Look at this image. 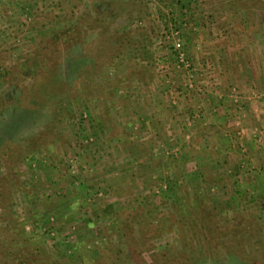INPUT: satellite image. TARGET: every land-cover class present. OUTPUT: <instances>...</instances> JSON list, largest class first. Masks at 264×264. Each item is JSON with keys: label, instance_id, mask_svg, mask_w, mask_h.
<instances>
[{"label": "rangeland", "instance_id": "374dc122", "mask_svg": "<svg viewBox=\"0 0 264 264\" xmlns=\"http://www.w3.org/2000/svg\"><path fill=\"white\" fill-rule=\"evenodd\" d=\"M109 4L106 27L88 31ZM217 47L226 59L192 58ZM46 49L68 89L45 97L48 130L30 167L13 170L33 196L12 190L0 207V253L14 239L56 264H211L240 219L252 264H264V0H0L3 79L30 74ZM85 211L90 226L75 220Z\"/></svg>", "mask_w": 264, "mask_h": 264}, {"label": "trees", "instance_id": "16d2710c", "mask_svg": "<svg viewBox=\"0 0 264 264\" xmlns=\"http://www.w3.org/2000/svg\"><path fill=\"white\" fill-rule=\"evenodd\" d=\"M111 6L109 4L105 10L94 8L93 17L88 16L83 26L88 31H91L93 28H105L107 21L113 16L112 12L114 9ZM84 32L87 35V31ZM59 35L65 38L67 34L62 32ZM59 35H53L50 39H47L53 45L52 48L57 46ZM77 35V33H74L73 39L66 41L70 44L76 43L78 41ZM55 51L57 50L52 52L46 49L43 55H37V57L33 58L27 67L31 73H24V70H22L18 74L17 79H15L16 82L12 79L8 81L3 79L4 76L9 77V73L0 74V84H2V88L0 89V207L11 199L12 190H15L27 199L33 196L31 183L28 180L21 183L18 177L15 178V175L17 176L16 172L20 164H24L27 168L30 167V157L35 155L33 151L39 147L40 143L38 142L43 136L42 133L44 134L45 130H48L45 124V104H43L45 97L49 95L50 91L60 92L64 91L66 87L68 89V83L65 82L66 76L62 77L61 74V64L58 66V59L54 58V54H58ZM13 83H15L14 86ZM17 84L20 86H16ZM15 87L18 89H15ZM14 169L17 170L13 171ZM74 188L76 189V187ZM75 202L79 203V200L72 199L68 203L71 211L75 206ZM194 208L195 211L202 212L201 205L194 206ZM81 218L86 220L88 226L92 225V221L95 220L86 211L75 217V220H80ZM239 220L237 222L236 220H229L227 222V224H232L231 239L234 244L222 255V261L211 262V264L256 263L253 257L247 254L245 240L241 236L242 233L247 231L249 225L241 220V223L244 224H238ZM109 226L116 228L114 224L112 226L108 224ZM255 232L258 234L254 229L251 234L252 237L255 236ZM13 240L7 248L8 251H5L6 254L0 253V261H3L2 259L7 257V262L3 261L1 264L57 263L48 262L42 257L40 251L32 245L25 246L19 241L18 243H14ZM126 243V241H121L116 244L115 248L119 245V248L122 250L123 245H127Z\"/></svg>", "mask_w": 264, "mask_h": 264}, {"label": "crops", "instance_id": "0c3cea01", "mask_svg": "<svg viewBox=\"0 0 264 264\" xmlns=\"http://www.w3.org/2000/svg\"><path fill=\"white\" fill-rule=\"evenodd\" d=\"M220 48L221 47H217L216 49L215 48H213L212 50H210L209 52H207V53H204L205 51H203V53H201V52H199V53H196L195 51L194 52H192L191 54H192V58L193 59H195V57L197 56V54H199V56L200 55H202V56H207V55H212L213 57L212 58H215L214 56H218V55H222V53L220 52ZM209 50V49H208ZM208 50H206V51H208ZM217 52H220V53H217ZM195 53V54H194ZM223 56H226V55H223ZM219 57V56H218ZM222 57V56H221ZM221 59H226L225 57H222ZM219 67V66H218ZM220 68V67H219ZM236 75H237V73H236ZM218 106L217 107H220V108H222L219 104H217ZM212 106V105H211ZM208 110V109H207ZM264 118V117H263ZM262 118V121H260V130H261V132L259 131V134H261V135H263L262 137H264V119ZM205 134H209L208 132L207 133H204V135H201V136H203V138L205 139V137H207L208 139H210V138H212V136H215V135H209V136H206ZM234 136V135H233ZM246 139H247V137H246ZM220 146V145H219ZM235 148H236V146L234 147V150H235ZM237 151H238V149H237ZM261 155V158H260V164H259V170L260 171H264V148L262 149V150H260V152H259V154H258V156H260ZM246 157H247V159H246V164L245 165H251V164H255L254 162V160H253V157H254V153H253V151L252 150H250V151H248V153L246 154Z\"/></svg>", "mask_w": 264, "mask_h": 264}, {"label": "built area", "instance_id": "2783aa9c", "mask_svg": "<svg viewBox=\"0 0 264 264\" xmlns=\"http://www.w3.org/2000/svg\"><path fill=\"white\" fill-rule=\"evenodd\" d=\"M170 32L171 33L169 34V36H173L175 34L172 45V52L175 56V60L177 61V67L184 70L185 73H189L191 65L183 49V46H181V42L178 38V35H176V32ZM166 38H168V36H166Z\"/></svg>", "mask_w": 264, "mask_h": 264}]
</instances>
